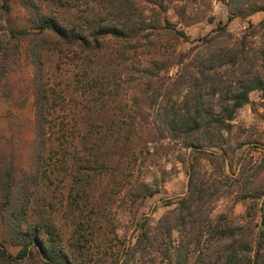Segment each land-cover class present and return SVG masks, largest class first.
I'll return each instance as SVG.
<instances>
[{"label":"trees","instance_id":"16d2710c","mask_svg":"<svg viewBox=\"0 0 264 264\" xmlns=\"http://www.w3.org/2000/svg\"><path fill=\"white\" fill-rule=\"evenodd\" d=\"M18 1L29 11V17L26 26L0 23V79L10 68L9 60L19 40L27 38L26 55L32 65L31 164L20 175L11 165L0 171V220L6 228L2 238L18 246L11 254L0 244V264H82L84 256L90 258L88 246L79 240L82 239L80 233L93 226L95 221H88L91 213L104 211L101 198L108 191L105 188L110 180H115L117 191L131 182V178L126 177L130 174L127 166L139 157L137 152L129 150L130 144L141 139L135 122H147L149 117L154 129L147 134L152 141L169 137L191 150L187 192L177 198L175 214L158 217L155 232L142 223L134 244L125 251L129 253L146 244L152 246L155 233H162V227L168 232L185 223L201 225L203 212L208 209L206 204L215 190L195 180L196 154H205L208 160L215 161L214 151L206 147L222 139L221 130H230L236 109L249 101L250 91L259 90L264 98V15L256 23L248 20L242 32L229 41L232 33L227 31L226 25L235 16L246 18L255 11H264V0H221L227 8L224 21H218L211 33L199 38V43L178 52L175 61L153 56L148 64H137L145 81L138 83L137 93L131 95L133 111L124 122L120 116L122 108L114 105L119 87L116 79L127 64V58L132 56L129 48H134L140 37L148 38L150 34L147 20L138 13L133 1L118 3L106 17L85 15L80 10L74 14L75 20L47 13L34 0ZM149 1L157 6L153 8L154 17L159 18L167 0ZM0 7L3 8L0 19L1 16L8 19L9 6L2 1ZM108 41L112 42L113 49L105 52L104 43ZM46 53L75 57L73 91L78 90L85 96L83 102L72 109L74 126L68 132L74 144L62 142L58 151L67 178V215L77 224L74 229L77 233L71 235L73 239L65 243L66 246L60 243L55 208L49 198L50 174L58 166L52 162L51 155L50 133H54L51 128L56 98L49 65L45 62ZM173 63L179 64L176 74L163 77L159 72ZM107 95L110 99H106ZM143 150L148 153L145 146ZM103 177L106 179L101 183ZM133 179L136 181L130 187L129 197L132 202L158 190L157 185ZM252 193L255 197L262 196L264 202V187ZM85 202H90L91 206L82 217ZM29 214L38 219L29 221ZM211 232L219 239H227L214 262L264 264V203L260 207L254 243L246 237V229L241 224H216ZM128 256L119 262L118 256L113 254L110 264H126ZM100 263L108 264L106 258Z\"/></svg>","mask_w":264,"mask_h":264},{"label":"rangeland","instance_id":"374dc122","mask_svg":"<svg viewBox=\"0 0 264 264\" xmlns=\"http://www.w3.org/2000/svg\"><path fill=\"white\" fill-rule=\"evenodd\" d=\"M2 1L9 6V12L8 19L1 16L0 23L7 26H26L29 11L18 0H0V4ZM34 1L43 11L69 20H75L74 14L80 10L85 15L99 14L106 17L112 11L110 9L115 10L118 3L125 2ZM132 1L138 13L147 20L150 34L148 38L140 37L135 41L134 48H129L132 56L127 58V64L120 70L119 78L116 79L119 87L114 105L122 108L120 116L123 122L133 111L131 95L137 93V87L145 81L144 73L139 72L137 64H148L153 56L162 57L165 61H175L178 52L199 43V38L211 33L218 21H224L227 13L226 5L221 0H167L159 12V18L156 19L153 9L157 8L156 5L149 0ZM2 10L0 7V13H3ZM255 15L257 17L253 18V21L249 20L250 15L246 18L235 16L231 19L226 25L227 31L232 33V38L228 41L242 32L248 20L256 23L264 15V11H258ZM222 37L219 39L222 40ZM28 45L27 38L19 40L9 60L10 68L0 79V171L6 168V165H11L17 175L28 169L31 164L29 154L33 124L32 65L26 55ZM111 49L112 42L104 43L105 52ZM52 54H45V62L49 65L55 89L54 123L51 128L54 133H50V140L53 142L52 162L56 163L58 169L54 168L50 174L52 190L49 198L55 208L53 213L57 230L61 234L60 243L66 246L65 243L73 239L71 235L77 233L74 231L77 224L71 220L70 214L67 215V178L61 165L62 156L58 151L62 148V142L74 144L68 132L74 126L72 109L79 106L85 96L78 90L73 91L76 87L73 80L75 57ZM178 66L179 64L173 63L159 73H162L163 77H173ZM106 99H110L109 95ZM231 123L228 132L221 130V140L216 141L214 146L206 147L214 151L215 161L208 160L205 154H196L198 159L195 163V180L202 181L208 189L215 190L206 204L208 209L203 212L201 225L185 223L183 226L172 227L168 232L162 227V233H155L152 246L146 244L143 248L126 253L125 250L134 244L142 223L155 232V223L161 214H175L177 198L187 192L188 163L192 160L191 150L181 146L179 141L169 137L152 141L147 134L154 129L150 117L147 122L137 120L135 125L139 128L141 139L130 144L129 150L137 152L139 157L134 164L127 166L130 174L126 177L131 178V182H126L118 191L115 180H110L106 185L107 194L101 198L105 205L104 213H91L88 221H95L93 226L80 233V242H84L91 256L93 255L91 260V256H84L82 264H101L104 258L110 264L113 254L118 256L119 262L129 254L126 264H218L214 261L219 256V248L227 239H219L211 230L213 225L227 222L243 225L247 232L246 237L254 243L253 238L259 228L260 207L264 203L262 196L255 197L252 193L264 187V98H261L259 90L249 92V101L236 109ZM144 146L148 153L144 152ZM124 164L126 165V162ZM133 178L157 185L158 190L141 200L135 198L132 202L129 197L130 187L136 181ZM105 179L103 177L101 183ZM90 202L92 203L91 200ZM90 202L83 204L82 217L91 206ZM36 218L32 214L27 216L29 221ZM97 225L99 228H96ZM4 229L6 228L0 220V244L9 253L14 254L18 246L2 238L5 237L2 234ZM85 238L90 240L86 241Z\"/></svg>","mask_w":264,"mask_h":264},{"label":"crops","instance_id":"0c3cea01","mask_svg":"<svg viewBox=\"0 0 264 264\" xmlns=\"http://www.w3.org/2000/svg\"><path fill=\"white\" fill-rule=\"evenodd\" d=\"M259 11H263V10H259ZM258 11H255L253 13L250 14V19L249 20H252L253 21V18L257 17V15H255Z\"/></svg>","mask_w":264,"mask_h":264}]
</instances>
